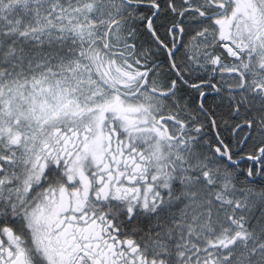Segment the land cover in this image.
I'll use <instances>...</instances> for the list:
<instances>
[{"label": "snow or ice", "instance_id": "snow-or-ice-1", "mask_svg": "<svg viewBox=\"0 0 264 264\" xmlns=\"http://www.w3.org/2000/svg\"><path fill=\"white\" fill-rule=\"evenodd\" d=\"M0 264H264V0H0Z\"/></svg>", "mask_w": 264, "mask_h": 264}]
</instances>
